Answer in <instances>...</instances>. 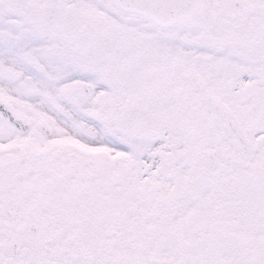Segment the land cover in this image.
Segmentation results:
<instances>
[{"label": "snow or ice", "instance_id": "snow-or-ice-1", "mask_svg": "<svg viewBox=\"0 0 264 264\" xmlns=\"http://www.w3.org/2000/svg\"><path fill=\"white\" fill-rule=\"evenodd\" d=\"M0 264H264V0H0Z\"/></svg>", "mask_w": 264, "mask_h": 264}]
</instances>
